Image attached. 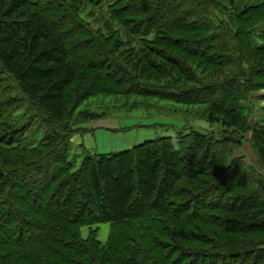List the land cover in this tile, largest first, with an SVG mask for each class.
<instances>
[{
  "label": "trees",
  "instance_id": "1",
  "mask_svg": "<svg viewBox=\"0 0 264 264\" xmlns=\"http://www.w3.org/2000/svg\"><path fill=\"white\" fill-rule=\"evenodd\" d=\"M224 1L0 0V264H264V176L230 139L194 129L69 158L81 124L107 116L82 107L100 95L204 103L244 131L264 0ZM226 54L248 72L206 76ZM102 221L106 243L81 237Z\"/></svg>",
  "mask_w": 264,
  "mask_h": 264
},
{
  "label": "rangeland",
  "instance_id": "2",
  "mask_svg": "<svg viewBox=\"0 0 264 264\" xmlns=\"http://www.w3.org/2000/svg\"><path fill=\"white\" fill-rule=\"evenodd\" d=\"M260 1L262 0L224 1L226 5L227 3L229 6L234 5L230 9H226V14ZM236 8L238 10H235ZM101 12L97 9L92 11L94 15L99 16H101ZM263 17L264 12L258 13L254 17L253 25H261L263 29V21L260 20ZM117 24L115 23L116 28ZM226 37L229 38L228 35ZM256 41L260 44L264 42V39L258 38ZM242 42V50L237 51L236 54L244 58L251 57L254 44L249 38H244ZM258 52L255 55L261 54ZM234 57L236 55L230 58L228 54L220 57V64L224 63L226 68H219L220 66L207 63L205 75L211 78L222 71L224 74L220 73L221 76L218 77L228 81L227 77L236 76L235 73L237 70L239 71L240 67L242 69L240 71L248 72L246 67L248 64L243 63L240 59L237 64ZM216 63L218 62L216 61ZM201 66L203 67V65ZM82 107L83 109L89 108L96 113H105L107 116L83 122L82 129L73 134L69 158L76 163V166L81 164L87 152L95 154L120 151L132 148L146 140L191 133L196 129L215 138L230 139L229 153L233 157L240 158L246 168L252 167L264 176L263 157L258 152V145L255 146L258 139L255 134L256 130L264 128V88L250 94L243 103L242 113L244 120L247 121L244 131L238 129L240 126H235L231 117L226 119L225 116L204 103L186 104L136 95H100L89 99ZM260 138L257 143L264 150V135ZM91 230H96L97 238L102 243H106L111 233V223L102 221L92 225H83L80 228L81 237L87 239Z\"/></svg>",
  "mask_w": 264,
  "mask_h": 264
}]
</instances>
